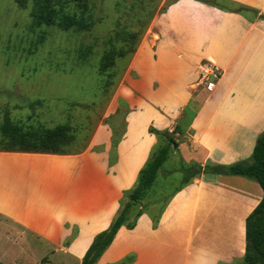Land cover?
Segmentation results:
<instances>
[{"label": "crops", "instance_id": "0c3cea01", "mask_svg": "<svg viewBox=\"0 0 264 264\" xmlns=\"http://www.w3.org/2000/svg\"><path fill=\"white\" fill-rule=\"evenodd\" d=\"M230 1L238 12L175 0L150 21L115 93L124 126L113 164L114 130L104 123L77 154L0 153L50 161L31 167L32 180L0 176V220L46 245L67 240L63 250L80 262L156 144L149 127L178 137L176 152L186 163L248 160L264 132V0ZM205 62L221 71L211 91L196 86ZM117 109L114 104L111 114ZM261 197L258 184L244 177L202 175L171 198L155 229L146 214L132 230L121 227L97 264H114L130 253L132 264L239 262L243 224ZM4 229L13 233L7 224Z\"/></svg>", "mask_w": 264, "mask_h": 264}, {"label": "rangeland", "instance_id": "374dc122", "mask_svg": "<svg viewBox=\"0 0 264 264\" xmlns=\"http://www.w3.org/2000/svg\"><path fill=\"white\" fill-rule=\"evenodd\" d=\"M172 1L92 0L93 27L89 32L75 33L32 27L29 2L26 8H20L14 0H0V121L8 114L14 122L24 125L51 127L67 123L76 134L71 151L78 153L87 148L94 129L100 124L110 125L114 136L119 138L124 110L123 103L115 101V93L130 55L116 58L107 77L97 73L98 57L109 42L115 43L119 33L133 35L125 51L131 46L136 48L153 17ZM81 51L89 54L83 61L77 58ZM114 104L118 109L112 115ZM173 139L175 148L170 146L169 150L172 158L163 163V171L178 167V137ZM47 162L50 161L24 155H1L0 176L32 180L36 173L31 167ZM178 183L176 174L164 181L158 180L155 193L161 189L167 196ZM153 199L156 195L147 197L143 203ZM160 207L161 202L146 210L156 215ZM1 222L5 225L0 227V264H80L63 250L67 240L53 247L11 223ZM6 224L13 233L4 229ZM87 240L84 239L76 254H82ZM133 260L134 255L125 264H132Z\"/></svg>", "mask_w": 264, "mask_h": 264}, {"label": "trees", "instance_id": "16d2710c", "mask_svg": "<svg viewBox=\"0 0 264 264\" xmlns=\"http://www.w3.org/2000/svg\"><path fill=\"white\" fill-rule=\"evenodd\" d=\"M196 1L226 12H238L239 10L236 6L233 8L227 6V4H234L230 0ZM27 2L31 5L30 24L32 27L55 28L62 32L81 33L89 32L94 25L92 0H14V3L20 8H26ZM164 11L165 8L160 13ZM260 18L264 20L263 15ZM117 35L119 36L115 39V43L109 42L107 49L98 57L97 73L99 75L105 77L111 75L110 71L116 58L126 55L131 57L136 49L131 46L126 50L129 54H125L126 45L133 38V35L130 33ZM118 42L121 43L120 46L116 45ZM88 55L81 51V54H77V58L83 61ZM175 129V132L179 131V128L176 127ZM114 133L113 131L109 153L110 165L114 163V148L119 141ZM148 133L156 137V144L151 148L146 162L140 168L134 185L123 192L119 208L110 221V225L93 237L80 264H97L112 243L117 231L121 227L132 230L136 225L135 222L143 214L149 217L151 227L155 229L171 198L202 175L241 176L258 184L262 191V197L245 219L243 224L245 226L244 255L239 262L234 264H264V132L258 136L253 151L246 161L230 165H219L211 162L201 165L196 162L186 163L178 156V167L172 171H168V169L163 171L161 167L168 158H172L169 150L170 146L174 145L173 137L166 131H158L152 127L148 128ZM75 142V130L67 123L51 127L24 125L14 122L8 114L4 115L0 121V153L77 154L78 152L71 151ZM173 174H176L179 179L178 185L167 196L163 195L161 189L155 193L157 181H164ZM155 195L156 199L143 203L147 197L152 198ZM162 197L166 198L162 201ZM160 202L161 207L156 215L147 212L148 207L156 206ZM74 234L75 231L72 236ZM132 259L133 254H128L118 264L130 263Z\"/></svg>", "mask_w": 264, "mask_h": 264}, {"label": "built area", "instance_id": "2783aa9c", "mask_svg": "<svg viewBox=\"0 0 264 264\" xmlns=\"http://www.w3.org/2000/svg\"><path fill=\"white\" fill-rule=\"evenodd\" d=\"M221 76L220 69L213 63H202L199 67L196 86L211 91Z\"/></svg>", "mask_w": 264, "mask_h": 264}, {"label": "water", "instance_id": "95a60500", "mask_svg": "<svg viewBox=\"0 0 264 264\" xmlns=\"http://www.w3.org/2000/svg\"><path fill=\"white\" fill-rule=\"evenodd\" d=\"M253 14H254V15H256V13H255V12H253ZM173 148H175V145H173Z\"/></svg>", "mask_w": 264, "mask_h": 264}]
</instances>
